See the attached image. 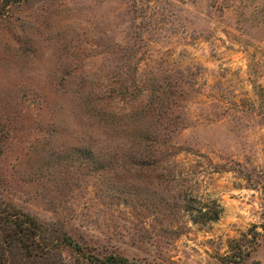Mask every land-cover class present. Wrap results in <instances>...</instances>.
Segmentation results:
<instances>
[{"label":"rangeland","instance_id":"obj_1","mask_svg":"<svg viewBox=\"0 0 264 264\" xmlns=\"http://www.w3.org/2000/svg\"><path fill=\"white\" fill-rule=\"evenodd\" d=\"M158 71L182 83L159 177L118 162L130 128L90 109L127 111ZM0 126L2 194L41 223L156 264H220L264 221V0L15 4L0 18ZM189 197L219 217L194 221ZM247 264H264V240Z\"/></svg>","mask_w":264,"mask_h":264},{"label":"trees","instance_id":"obj_2","mask_svg":"<svg viewBox=\"0 0 264 264\" xmlns=\"http://www.w3.org/2000/svg\"><path fill=\"white\" fill-rule=\"evenodd\" d=\"M25 0H0V18L9 8ZM165 72V71H162ZM181 82L170 84L161 76V71L140 90L135 103L127 111H111L101 100L93 99L90 109L103 123L115 122L128 127L120 137H127L129 150L118 158L132 165L145 168L157 175L160 162L176 151L172 137L180 128L181 120L175 115L178 101L182 96ZM113 124V123H111ZM121 131V130H120ZM7 132L0 126V156L6 146ZM169 149V153L165 148ZM81 150V149H79ZM92 170V175H105L106 161L93 150L83 155ZM117 159L116 157H114ZM112 161H108L109 163ZM189 197L184 209L191 212L194 221L216 220L222 209L211 199V204L198 201L192 203ZM264 240V221L254 224L229 243V252L220 256V264H247L248 258ZM0 264H156L148 260L130 258L127 255L89 243L84 237H77L65 227L45 225L35 216L18 208L4 198L0 184Z\"/></svg>","mask_w":264,"mask_h":264}]
</instances>
